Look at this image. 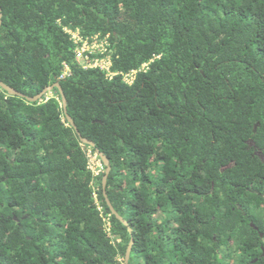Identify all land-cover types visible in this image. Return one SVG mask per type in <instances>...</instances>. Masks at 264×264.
Listing matches in <instances>:
<instances>
[{
  "label": "trees",
  "instance_id": "trees-1",
  "mask_svg": "<svg viewBox=\"0 0 264 264\" xmlns=\"http://www.w3.org/2000/svg\"><path fill=\"white\" fill-rule=\"evenodd\" d=\"M0 15V81L31 98L61 84L128 222L59 90L0 87V264H125L131 241L129 264H264L247 144L264 154V0H0ZM65 28L109 36L113 72L158 58L127 85L78 63Z\"/></svg>",
  "mask_w": 264,
  "mask_h": 264
},
{
  "label": "built area",
  "instance_id": "built-area-1",
  "mask_svg": "<svg viewBox=\"0 0 264 264\" xmlns=\"http://www.w3.org/2000/svg\"><path fill=\"white\" fill-rule=\"evenodd\" d=\"M64 30L69 35V38L74 45L73 53L75 60L78 63H80L85 69H98L102 71L109 79H113L119 75L121 76L122 81L127 85L134 84L141 74L146 73L150 69L155 58H158L156 56L155 58L144 62L139 67L126 72H113L111 69V43L109 36H101L99 34L83 36L79 30H72L69 28H65ZM70 74L69 66L64 64V70L59 79L62 80ZM88 158L90 169L95 176H98L105 170L102 161L98 159L97 153L93 154L92 151L89 150Z\"/></svg>",
  "mask_w": 264,
  "mask_h": 264
},
{
  "label": "water",
  "instance_id": "water-1",
  "mask_svg": "<svg viewBox=\"0 0 264 264\" xmlns=\"http://www.w3.org/2000/svg\"><path fill=\"white\" fill-rule=\"evenodd\" d=\"M2 15H0V27L2 24V20H1ZM0 87L5 90L9 95L11 96H17V97H21L23 99H27L29 102H37V101H41L44 97H46L49 93H51L55 88H57L59 90V93L62 97V101H63V108H64V112L66 114V117L69 121V123L71 124V126H73L75 128V130L77 131L81 142L84 145H87L93 149L96 150V153L98 154V156L100 157V159L102 160L104 166H105V173L102 179V187H103V193H104V197L106 200V203L111 211V213L118 219L120 220L124 225H128V222L126 220H124V218L115 210V208L113 207L112 203L110 202L108 195H107V191H106V185H107V180H108V176L110 174L111 171V165H110V161L108 159V157L100 152L97 148H96V144L91 141L88 140L86 138H83L81 136V134L78 132L77 127L73 121V119L71 118L70 115L67 114V99L66 96L62 90L61 84L59 82H56L54 85L50 86V87H46L41 93H39L38 95H36L35 97H28L25 94L17 91L16 89L8 86L7 84H5L4 82L0 81ZM231 167V165H228L226 168ZM224 170V168L222 169V171ZM254 227V224H251ZM131 231V229H130ZM132 246H133V241H131V243L128 246L127 252H126V258H125V264H129V259H130V255H131V251H132ZM263 255H264V250H263Z\"/></svg>",
  "mask_w": 264,
  "mask_h": 264
},
{
  "label": "flooded vegetation",
  "instance_id": "flooded-vegetation-1",
  "mask_svg": "<svg viewBox=\"0 0 264 264\" xmlns=\"http://www.w3.org/2000/svg\"><path fill=\"white\" fill-rule=\"evenodd\" d=\"M247 144L249 145V147L253 148V153L255 155L259 156L262 159V161H264V154L262 153V151L257 149V146L255 145V143L252 140H248ZM259 234H260V236L262 238H264V234L263 233H259ZM261 249L264 250V247L261 246Z\"/></svg>",
  "mask_w": 264,
  "mask_h": 264
},
{
  "label": "rangeland",
  "instance_id": "rangeland-1",
  "mask_svg": "<svg viewBox=\"0 0 264 264\" xmlns=\"http://www.w3.org/2000/svg\"><path fill=\"white\" fill-rule=\"evenodd\" d=\"M49 95H50V93L47 96H49Z\"/></svg>",
  "mask_w": 264,
  "mask_h": 264
}]
</instances>
